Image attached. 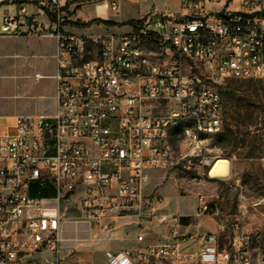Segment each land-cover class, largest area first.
I'll return each mask as SVG.
<instances>
[{
    "label": "built area",
    "instance_id": "built-area-1",
    "mask_svg": "<svg viewBox=\"0 0 264 264\" xmlns=\"http://www.w3.org/2000/svg\"><path fill=\"white\" fill-rule=\"evenodd\" d=\"M81 1L0 0V35L44 30L55 40L53 113L15 115L0 129V264H82L65 226L105 231L131 214L164 234L104 250L107 264H264V226L246 227L196 192L195 216L208 214L215 229L192 231L149 187L152 170L185 186L229 176L230 162L227 176L210 175L221 90L227 80L264 79V0H177L125 31L75 27L119 11L114 0H91L96 15L82 19Z\"/></svg>",
    "mask_w": 264,
    "mask_h": 264
},
{
    "label": "rangeland",
    "instance_id": "rangeland-1",
    "mask_svg": "<svg viewBox=\"0 0 264 264\" xmlns=\"http://www.w3.org/2000/svg\"><path fill=\"white\" fill-rule=\"evenodd\" d=\"M87 1L91 0H82L84 4L76 10V15L82 19H92L96 15L95 3H85ZM105 1L109 4L111 0H99V3ZM114 1L119 4L117 13L108 9L106 14H100L102 18L124 23L112 28L114 31L129 29L127 21L138 18L147 11H163L164 4L170 9L177 5V0H155L153 5L151 1ZM80 31L102 32L103 28L99 26ZM54 51L55 40L44 30L29 31L17 36L0 35V122L19 114L53 113ZM222 90L223 116L226 118L223 120V131L229 136L226 131V122H230L228 114L240 102L254 104L258 103V98L264 102V79L227 80ZM218 149L219 157L227 158L230 162V174L226 179L200 186H185L175 180L171 172L160 175L157 170H152L149 173V187L156 188L162 195L165 211L189 215L187 220L191 223L192 231L215 229L208 214L195 216L196 192L203 193L212 207L216 206L221 214L239 213L246 227L264 226V200L254 205L264 196V178L259 161L264 156V140L255 148L226 144V148ZM248 150H253V154L247 156ZM242 196L245 197V205L240 203ZM115 228L111 224L104 231L94 223L72 222L65 226L63 237L92 264H107L104 250L117 251L134 245L135 227L128 218L120 219Z\"/></svg>",
    "mask_w": 264,
    "mask_h": 264
},
{
    "label": "trees",
    "instance_id": "trees-1",
    "mask_svg": "<svg viewBox=\"0 0 264 264\" xmlns=\"http://www.w3.org/2000/svg\"><path fill=\"white\" fill-rule=\"evenodd\" d=\"M132 22L133 20L127 21L128 24ZM91 23H103L108 26H121L124 24L109 19L95 18L85 23H77L75 27L84 28ZM221 92L223 93V90ZM261 114H264V102L260 98H258V103L254 102V104H241L240 102L227 117L230 122H226V131L230 135L227 136L225 131L221 132L215 138L214 144L218 148H226V144H232V146L240 144L242 147L255 148L264 140V115L260 116ZM225 119V116H223V120ZM252 154L253 150L246 152L247 156ZM51 194L50 191L41 193L44 196Z\"/></svg>",
    "mask_w": 264,
    "mask_h": 264
},
{
    "label": "crops",
    "instance_id": "crops-1",
    "mask_svg": "<svg viewBox=\"0 0 264 264\" xmlns=\"http://www.w3.org/2000/svg\"><path fill=\"white\" fill-rule=\"evenodd\" d=\"M5 8L6 7L1 6L0 7V11L5 9ZM10 10H12V8H10ZM13 117L4 118V120H2L0 122V129H1L2 125H10L11 126L13 124ZM158 172H159L160 175L161 174L166 175L162 171H158ZM181 215L185 216V217H183V222L185 224H189V228L191 229V223L187 220V218H189V215H187V214H181ZM125 218H128L129 221L135 227L134 245L133 246H128V247H136V246H140L142 244L141 242H138L137 239H136V236L139 233H143L144 234V241L143 242L156 241L157 239L161 238V236L164 234V228L162 226H159V225H157L155 223L146 224V223L140 222V219L136 215H133V214L115 218L112 221V224L115 225L116 228H117L118 227V221L120 219H125ZM77 254L82 258V260H83L82 264H92L91 262L88 261V259H85L84 256L79 254L78 251H77ZM103 254H104V251H103Z\"/></svg>",
    "mask_w": 264,
    "mask_h": 264
},
{
    "label": "bare ground",
    "instance_id": "bare-ground-1",
    "mask_svg": "<svg viewBox=\"0 0 264 264\" xmlns=\"http://www.w3.org/2000/svg\"><path fill=\"white\" fill-rule=\"evenodd\" d=\"M229 160L224 157H218L214 162L210 175L214 177H225L228 175Z\"/></svg>",
    "mask_w": 264,
    "mask_h": 264
}]
</instances>
